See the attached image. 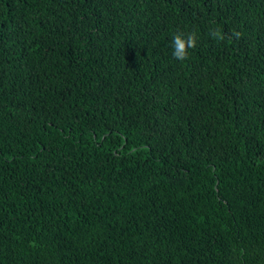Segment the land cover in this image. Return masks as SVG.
I'll use <instances>...</instances> for the list:
<instances>
[{
	"label": "trees",
	"instance_id": "trees-1",
	"mask_svg": "<svg viewBox=\"0 0 264 264\" xmlns=\"http://www.w3.org/2000/svg\"><path fill=\"white\" fill-rule=\"evenodd\" d=\"M0 264H264V0H0Z\"/></svg>",
	"mask_w": 264,
	"mask_h": 264
},
{
	"label": "clouds",
	"instance_id": "clouds-1",
	"mask_svg": "<svg viewBox=\"0 0 264 264\" xmlns=\"http://www.w3.org/2000/svg\"><path fill=\"white\" fill-rule=\"evenodd\" d=\"M232 35L239 39L241 34L239 32H233ZM210 36L218 41L224 39V35L219 29L212 30ZM171 46L172 56L177 61H186L190 56L189 50L197 46V34L195 32H190L185 35L177 32L172 38Z\"/></svg>",
	"mask_w": 264,
	"mask_h": 264
}]
</instances>
